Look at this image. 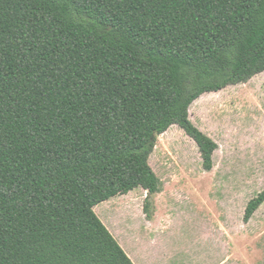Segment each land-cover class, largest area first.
Here are the masks:
<instances>
[{
	"label": "trees",
	"instance_id": "16d2710c",
	"mask_svg": "<svg viewBox=\"0 0 264 264\" xmlns=\"http://www.w3.org/2000/svg\"><path fill=\"white\" fill-rule=\"evenodd\" d=\"M262 72L264 0H0V264H136L94 208L142 187L151 216L173 125L211 171L192 104Z\"/></svg>",
	"mask_w": 264,
	"mask_h": 264
},
{
	"label": "rangeland",
	"instance_id": "374dc122",
	"mask_svg": "<svg viewBox=\"0 0 264 264\" xmlns=\"http://www.w3.org/2000/svg\"><path fill=\"white\" fill-rule=\"evenodd\" d=\"M190 118L219 145L207 171L196 142L178 125L158 136L150 164L162 180L145 212L142 187L96 206L136 264H264V72L207 92Z\"/></svg>",
	"mask_w": 264,
	"mask_h": 264
},
{
	"label": "crops",
	"instance_id": "0c3cea01",
	"mask_svg": "<svg viewBox=\"0 0 264 264\" xmlns=\"http://www.w3.org/2000/svg\"><path fill=\"white\" fill-rule=\"evenodd\" d=\"M94 209H96V207Z\"/></svg>",
	"mask_w": 264,
	"mask_h": 264
}]
</instances>
